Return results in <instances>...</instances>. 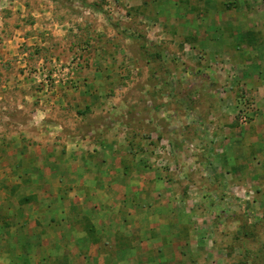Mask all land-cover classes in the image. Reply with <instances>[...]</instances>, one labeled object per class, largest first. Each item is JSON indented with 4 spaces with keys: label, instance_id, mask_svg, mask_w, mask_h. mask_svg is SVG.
<instances>
[{
    "label": "rangeland",
    "instance_id": "obj_1",
    "mask_svg": "<svg viewBox=\"0 0 264 264\" xmlns=\"http://www.w3.org/2000/svg\"><path fill=\"white\" fill-rule=\"evenodd\" d=\"M136 2L0 0V130L18 131L25 136L17 138L35 146L37 130L48 129L74 143L112 142L120 165L130 153L144 154L146 166L155 167L146 175L170 177L193 200L192 239L180 245L185 258L175 264H264V184H258L264 172L240 183L231 175L225 185L222 165L249 158L229 152L233 147H223L213 131V111L228 88L212 77L233 65L227 57L218 64L208 47L200 50L189 35L200 26L179 33L154 19L157 9H148L150 17ZM238 97L236 108L229 106L245 128L256 105L244 91ZM244 109L247 124L239 121ZM17 138L0 140L5 146Z\"/></svg>",
    "mask_w": 264,
    "mask_h": 264
},
{
    "label": "crops",
    "instance_id": "obj_2",
    "mask_svg": "<svg viewBox=\"0 0 264 264\" xmlns=\"http://www.w3.org/2000/svg\"><path fill=\"white\" fill-rule=\"evenodd\" d=\"M136 1L146 15L157 9L154 19L171 30L183 33L200 26L188 30L202 44L200 50L208 47L218 64L229 58L232 71L223 66L216 72L225 74L212 77L219 88H228L213 111V131L223 147H233L229 152L249 159L226 163L220 173L225 171V185H230L231 175L240 183L253 179L256 170L264 172V16H258L264 6L257 0ZM243 91L256 105L245 128L229 106L235 102L236 108ZM30 125L28 120V137ZM10 129L0 130V137L25 136ZM40 131L36 146L24 138L5 146L0 140V152H8L0 153V264H175L185 258L180 245L192 239L187 219L193 200L176 182L155 170L157 175H146L155 167L146 166L142 153L129 152L130 162L120 165L113 155L115 143L103 140L102 148L96 141L74 143L58 131ZM249 152L257 155L246 157Z\"/></svg>",
    "mask_w": 264,
    "mask_h": 264
},
{
    "label": "built area",
    "instance_id": "obj_3",
    "mask_svg": "<svg viewBox=\"0 0 264 264\" xmlns=\"http://www.w3.org/2000/svg\"><path fill=\"white\" fill-rule=\"evenodd\" d=\"M239 121L241 124H247L250 120V116L248 114V112L244 109L242 111L239 112Z\"/></svg>",
    "mask_w": 264,
    "mask_h": 264
}]
</instances>
